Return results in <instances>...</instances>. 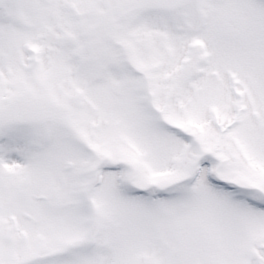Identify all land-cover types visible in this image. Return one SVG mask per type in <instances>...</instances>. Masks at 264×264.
Listing matches in <instances>:
<instances>
[{"label": "snow or ice", "instance_id": "obj_1", "mask_svg": "<svg viewBox=\"0 0 264 264\" xmlns=\"http://www.w3.org/2000/svg\"><path fill=\"white\" fill-rule=\"evenodd\" d=\"M0 264H264V0H0Z\"/></svg>", "mask_w": 264, "mask_h": 264}]
</instances>
